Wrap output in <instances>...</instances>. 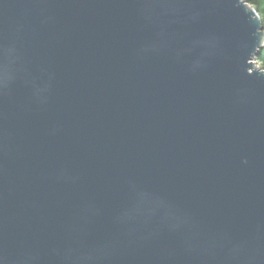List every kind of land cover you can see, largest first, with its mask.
<instances>
[{"label": "water", "instance_id": "1", "mask_svg": "<svg viewBox=\"0 0 264 264\" xmlns=\"http://www.w3.org/2000/svg\"><path fill=\"white\" fill-rule=\"evenodd\" d=\"M263 49L246 0H0V264H264Z\"/></svg>", "mask_w": 264, "mask_h": 264}, {"label": "trees", "instance_id": "2", "mask_svg": "<svg viewBox=\"0 0 264 264\" xmlns=\"http://www.w3.org/2000/svg\"><path fill=\"white\" fill-rule=\"evenodd\" d=\"M249 4H251L257 11L259 12L264 26V0H246ZM257 61L261 67L264 69V49L258 54Z\"/></svg>", "mask_w": 264, "mask_h": 264}]
</instances>
